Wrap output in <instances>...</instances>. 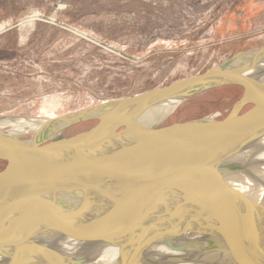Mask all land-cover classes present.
I'll list each match as a JSON object with an SVG mask.
<instances>
[{
	"label": "water",
	"instance_id": "water-1",
	"mask_svg": "<svg viewBox=\"0 0 264 264\" xmlns=\"http://www.w3.org/2000/svg\"><path fill=\"white\" fill-rule=\"evenodd\" d=\"M263 74L264 46L59 117H0L23 133L0 131V264H264V208L231 181L264 164ZM224 86L242 95L222 119L140 121Z\"/></svg>",
	"mask_w": 264,
	"mask_h": 264
},
{
	"label": "rangeland",
	"instance_id": "rangeland-1",
	"mask_svg": "<svg viewBox=\"0 0 264 264\" xmlns=\"http://www.w3.org/2000/svg\"><path fill=\"white\" fill-rule=\"evenodd\" d=\"M263 46L264 0H0V117H59L168 86ZM241 95L240 87L216 88L140 121L222 119ZM9 126L0 131L23 134ZM251 167L256 180L233 173L231 181L264 208V166Z\"/></svg>",
	"mask_w": 264,
	"mask_h": 264
},
{
	"label": "bare ground",
	"instance_id": "bare-ground-1",
	"mask_svg": "<svg viewBox=\"0 0 264 264\" xmlns=\"http://www.w3.org/2000/svg\"><path fill=\"white\" fill-rule=\"evenodd\" d=\"M262 77H264V74L262 75ZM3 124H5V125H10L9 122H8V123L2 122V123H0V126L3 125ZM16 131H17V130H16ZM18 131H19V129H18ZM262 158H263V157H262ZM134 162H135V161H134ZM136 163H139V162L136 161ZM259 166H261V164H260ZM262 166H264V164H262ZM254 168H256V167H255V166H252V167H251V169H254ZM252 173H253V172H252ZM253 174L256 176L255 173H253ZM237 177H238V176H237ZM243 177H244V176H243ZM244 178H245V177H244ZM245 179H247V178H245ZM247 180H250V179H247ZM250 181H251V180H250ZM64 203H65V205L68 206V207H72V206H73V204H71L70 201L64 200ZM150 252H156L158 256H159V255H164V253H162V249H158V248H153Z\"/></svg>",
	"mask_w": 264,
	"mask_h": 264
},
{
	"label": "trees",
	"instance_id": "trees-1",
	"mask_svg": "<svg viewBox=\"0 0 264 264\" xmlns=\"http://www.w3.org/2000/svg\"><path fill=\"white\" fill-rule=\"evenodd\" d=\"M90 125H91L90 127H92L94 125V123L93 124L91 123ZM0 163H2V165L5 166V164L3 162H0Z\"/></svg>",
	"mask_w": 264,
	"mask_h": 264
},
{
	"label": "flooded vegetation",
	"instance_id": "flooded-vegetation-1",
	"mask_svg": "<svg viewBox=\"0 0 264 264\" xmlns=\"http://www.w3.org/2000/svg\"><path fill=\"white\" fill-rule=\"evenodd\" d=\"M248 108H249V106L245 107L242 111H245V110H247Z\"/></svg>",
	"mask_w": 264,
	"mask_h": 264
}]
</instances>
